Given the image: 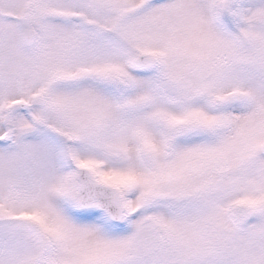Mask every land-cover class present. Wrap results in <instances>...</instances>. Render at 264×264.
Returning a JSON list of instances; mask_svg holds the SVG:
<instances>
[{
    "label": "snow or ice",
    "instance_id": "6c2138e0",
    "mask_svg": "<svg viewBox=\"0 0 264 264\" xmlns=\"http://www.w3.org/2000/svg\"><path fill=\"white\" fill-rule=\"evenodd\" d=\"M0 264H264V0H0Z\"/></svg>",
    "mask_w": 264,
    "mask_h": 264
}]
</instances>
